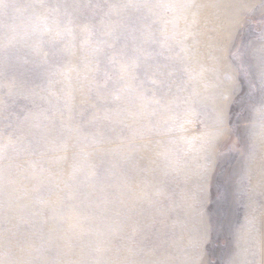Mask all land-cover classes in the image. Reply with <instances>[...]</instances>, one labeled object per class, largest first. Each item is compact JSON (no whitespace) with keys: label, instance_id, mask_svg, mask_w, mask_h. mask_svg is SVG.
<instances>
[{"label":"rangeland","instance_id":"rangeland-1","mask_svg":"<svg viewBox=\"0 0 264 264\" xmlns=\"http://www.w3.org/2000/svg\"><path fill=\"white\" fill-rule=\"evenodd\" d=\"M264 0H0V264H261Z\"/></svg>","mask_w":264,"mask_h":264},{"label":"crops","instance_id":"crops-1","mask_svg":"<svg viewBox=\"0 0 264 264\" xmlns=\"http://www.w3.org/2000/svg\"><path fill=\"white\" fill-rule=\"evenodd\" d=\"M262 251L261 252V264H264V218L262 219Z\"/></svg>","mask_w":264,"mask_h":264}]
</instances>
